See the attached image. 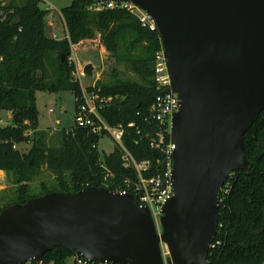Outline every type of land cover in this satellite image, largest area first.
<instances>
[{
  "label": "water",
  "instance_id": "water-1",
  "mask_svg": "<svg viewBox=\"0 0 264 264\" xmlns=\"http://www.w3.org/2000/svg\"><path fill=\"white\" fill-rule=\"evenodd\" d=\"M112 1L154 20L171 79L165 92L181 100L171 121L174 195L161 232L132 194L54 191L2 210L0 264H25L57 247L98 263L208 264L223 186L252 167L244 138L264 110V0H96Z\"/></svg>",
  "mask_w": 264,
  "mask_h": 264
},
{
  "label": "trees",
  "instance_id": "trees-1",
  "mask_svg": "<svg viewBox=\"0 0 264 264\" xmlns=\"http://www.w3.org/2000/svg\"><path fill=\"white\" fill-rule=\"evenodd\" d=\"M40 3L8 0L0 6L5 14L0 17V111L12 114V123L0 125V171L11 174L17 185L9 201L0 206V213L7 206L25 204L30 198L54 191L75 193L87 187H105L120 192L126 188V180H137L136 170L124 166L118 146L101 159L102 136L91 134L87 128L75 124L63 130L58 147L47 146L45 132L38 130L37 91H71L78 109L83 91L73 75L76 64L70 60L71 47L97 34L115 63L126 64L138 80L121 77L114 67L110 80L88 86L87 91H96L107 100L101 115L112 126H124L123 144L135 159L151 162L145 176L162 169L159 160L165 158L150 141L159 125L149 110L162 92L155 74L156 57L163 50L158 29L144 27L139 17L126 9L93 11L90 7L96 0H73L61 10L66 36L52 38L45 29L48 11ZM17 18L20 20L14 24ZM55 54L56 74L49 76L48 58ZM244 139L252 167L234 172L223 187L219 232L208 264H264V110ZM29 141L33 145L28 153L15 148ZM43 167L55 175V180L51 185L42 183L35 192L30 182ZM126 190L139 199L134 189ZM74 255L57 247L31 264H67Z\"/></svg>",
  "mask_w": 264,
  "mask_h": 264
},
{
  "label": "built area",
  "instance_id": "built-area-1",
  "mask_svg": "<svg viewBox=\"0 0 264 264\" xmlns=\"http://www.w3.org/2000/svg\"><path fill=\"white\" fill-rule=\"evenodd\" d=\"M8 0H0V6L3 7ZM46 3L44 9L48 12L56 10L55 6L50 0H40ZM0 7V17H5L3 9ZM126 9L132 14H136L142 25L151 30H156L157 25L150 15L132 3L125 2H101L91 6L93 11H102L105 9ZM58 12V11H57ZM60 13V12H59ZM56 37V35H55ZM73 45L70 60L76 64V69L73 72L75 78L80 82L83 77H87L86 73L78 66L74 56ZM73 55V57H72ZM156 82L159 89L162 90L161 94L154 101L149 113L152 120L156 121L159 129L155 135H150L151 146L155 149L161 150L164 153V160H159L163 168L159 169L153 176L147 177L144 172L149 171L152 167L150 161L138 162L132 153L124 146L123 137L125 135V128L123 125L112 126L101 115L100 109L106 99L100 98L98 92L87 91V87L82 86V100L77 109L76 124L79 127L87 128L93 135L110 136L115 142V147L118 146L122 152V160L125 167H132L136 170L138 178L136 181L131 182L126 180V188L119 193L131 194L129 190L134 189V192L139 197L137 201L142 206L150 208L154 217L155 223L161 232L160 219L163 215L164 204L174 195L172 168L173 158L172 153L175 150V144L171 139V121L175 112L179 111L181 107V100L176 93L165 91L171 87V79L167 70V61L163 54V50L157 54L155 64ZM95 87V85H93ZM133 126V124H131ZM168 135L170 138H168ZM17 148V146H15ZM224 187V186H223ZM223 190V189H222ZM228 191V190H227ZM222 192V191H221ZM133 195V194H132ZM221 195V194H220ZM215 246L213 243L211 247ZM73 261L77 264H113L109 262L98 263L91 262L82 258L80 255L75 254ZM31 264V261L25 263Z\"/></svg>",
  "mask_w": 264,
  "mask_h": 264
},
{
  "label": "rangeland",
  "instance_id": "rangeland-1",
  "mask_svg": "<svg viewBox=\"0 0 264 264\" xmlns=\"http://www.w3.org/2000/svg\"><path fill=\"white\" fill-rule=\"evenodd\" d=\"M56 10L48 12L45 18V29L49 37L61 39L66 36V26L61 14L62 8L71 4L73 0H50ZM44 8L46 3L41 2ZM60 12V13H59ZM56 35V37H55ZM101 36L93 39H86L77 45H73L74 56L78 66L84 71L87 64L93 65V74L83 77L80 84L83 87L93 86L98 83L107 82L113 73V68L117 67L121 72V77L138 80V77L131 71L126 64H116L115 59L104 50L100 41ZM73 57V55H72ZM57 56L52 55L48 58L47 73L49 76L56 74ZM36 103L39 112V131L45 132L44 140L47 146L58 147L62 142V131L70 129L76 124V97L71 91L48 92L37 91ZM9 111H0V125L7 126L12 123V114ZM33 142L21 143L17 145L22 153H28L32 148ZM115 149V142L110 136H104L99 142V152L101 159L104 155L110 154ZM55 180V175L43 167L40 173L30 182L35 192H38L41 184L51 185ZM17 185L13 181L11 174L0 171V206H3L12 197V190ZM165 247V257L168 258V250ZM70 258L67 264H73Z\"/></svg>",
  "mask_w": 264,
  "mask_h": 264
},
{
  "label": "crops",
  "instance_id": "crops-1",
  "mask_svg": "<svg viewBox=\"0 0 264 264\" xmlns=\"http://www.w3.org/2000/svg\"><path fill=\"white\" fill-rule=\"evenodd\" d=\"M11 114V113H10Z\"/></svg>",
  "mask_w": 264,
  "mask_h": 264
}]
</instances>
